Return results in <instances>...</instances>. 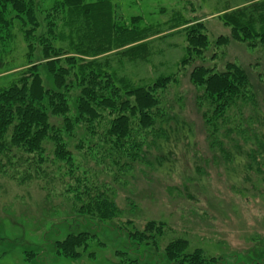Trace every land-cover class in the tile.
Returning a JSON list of instances; mask_svg holds the SVG:
<instances>
[{
  "label": "rangeland",
  "instance_id": "obj_1",
  "mask_svg": "<svg viewBox=\"0 0 264 264\" xmlns=\"http://www.w3.org/2000/svg\"><path fill=\"white\" fill-rule=\"evenodd\" d=\"M244 1L101 4L128 25L150 27L141 57L130 60L125 55L113 64L135 83L149 84L178 71L176 81L155 92L159 103L152 113L178 116L189 124L185 128L192 127V136L158 149L153 128H145L140 116L131 119L132 133L125 137L110 130L109 110L99 121H85V116L74 128L63 123V116L54 117L57 127L48 133L59 137H45L43 153L15 148L22 158H9L4 170L0 166V264H264V184L254 174L256 186L251 187L244 170L234 175L238 165L232 161L228 174L225 153L214 144L218 137L225 143L226 137L242 138L236 128L248 135L254 129L264 132V121L257 118H264L263 47L216 42L231 31L220 18L223 10ZM102 11L95 25L105 21ZM193 26L203 27L200 31L211 44L204 51L194 50L187 65H177L186 56L187 31ZM25 52L18 38L13 45L17 67L27 63ZM228 63L248 71L250 100L239 99L226 120H218L190 72L201 64L223 71ZM17 70L0 74V91L18 79ZM41 76L46 87L53 86L44 68ZM76 104L70 115L76 116ZM176 125L171 121L165 126ZM60 145L64 151L58 156L54 151ZM145 153L144 161L166 153L171 161L151 167L139 160ZM70 234L84 238L79 239L77 257H64L57 249V242Z\"/></svg>",
  "mask_w": 264,
  "mask_h": 264
},
{
  "label": "trees",
  "instance_id": "obj_2",
  "mask_svg": "<svg viewBox=\"0 0 264 264\" xmlns=\"http://www.w3.org/2000/svg\"><path fill=\"white\" fill-rule=\"evenodd\" d=\"M107 1L0 0V74L18 69L15 72L20 75L0 91V166L3 170L8 162L11 163L9 158L20 155L14 152L15 148L23 153L35 150L43 153L45 137H59L48 133L50 127H57L56 122L52 124L51 121L56 116H63V123L74 128L85 116L89 117L85 121H99L105 116L103 112L109 110L112 116L110 130L123 137L132 133L131 119L140 116L139 122L145 128H153L152 140L158 149H164L163 144L191 138L192 127L185 128L184 125L189 124H182L178 116H165L159 110L152 113L159 103L155 92L169 81H176L178 71L168 77L160 75L149 84L135 83L113 64L115 58L125 55L130 60L141 57L140 50H146L148 46L145 39L150 35V27L131 26L117 19L111 8L101 5ZM101 8L105 21L99 26L95 23ZM220 18L231 31L228 35H220L216 42L239 41L264 49V0H245L227 7ZM201 28L188 29L186 56L177 65H187L194 50L204 51L211 44L208 34L200 31ZM18 38L26 50L27 63L23 68L17 67L13 53ZM41 68L52 75V87L44 85ZM190 79L204 88L203 95L218 120H226L227 113L239 99L250 100L247 92L250 75L236 63L226 64L223 71L196 65L190 72ZM72 90L77 94L74 95ZM73 104L77 107L76 116L69 114ZM257 118L259 123L264 121L259 115ZM158 120L161 125L154 130ZM171 121H177V125L165 126ZM236 129L234 132L242 138L226 137L225 143L218 137L214 142L225 153L223 165L227 168L231 161L238 165L233 174L244 170L245 180L252 182L251 187L256 186L254 174L264 184V132L254 129L253 134L248 135L246 129ZM229 132L236 135L233 130ZM57 148L54 153L59 156L64 149L61 145ZM163 156L143 161L157 168L171 161L167 153ZM227 170L232 174V169L228 167ZM79 239L84 240L82 234H70L65 240L58 241L59 254L79 256L76 250L82 243ZM181 243L187 244L186 241Z\"/></svg>",
  "mask_w": 264,
  "mask_h": 264
}]
</instances>
